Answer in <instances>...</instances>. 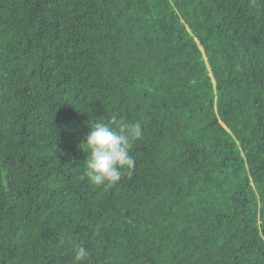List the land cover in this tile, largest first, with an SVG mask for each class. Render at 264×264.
I'll list each match as a JSON object with an SVG mask.
<instances>
[{
  "label": "trees",
  "instance_id": "16d2710c",
  "mask_svg": "<svg viewBox=\"0 0 264 264\" xmlns=\"http://www.w3.org/2000/svg\"><path fill=\"white\" fill-rule=\"evenodd\" d=\"M135 169L85 178L95 122ZM113 126H115L113 124ZM264 264V0H0V264Z\"/></svg>",
  "mask_w": 264,
  "mask_h": 264
},
{
  "label": "clouds",
  "instance_id": "9594fccd",
  "mask_svg": "<svg viewBox=\"0 0 264 264\" xmlns=\"http://www.w3.org/2000/svg\"><path fill=\"white\" fill-rule=\"evenodd\" d=\"M89 127L91 130L83 143L89 150L84 176L93 185L114 186L125 171L130 175L135 169V158L130 150L133 143L142 138V126L139 122L129 123L113 116L112 123L95 122ZM89 256L90 251L85 246H75V264H84Z\"/></svg>",
  "mask_w": 264,
  "mask_h": 264
}]
</instances>
